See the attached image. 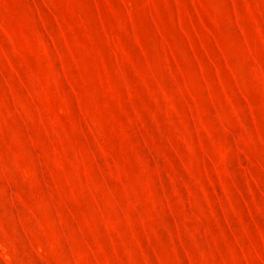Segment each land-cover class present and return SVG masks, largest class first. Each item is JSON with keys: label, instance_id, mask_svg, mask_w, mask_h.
<instances>
[{"label": "rangeland", "instance_id": "rangeland-1", "mask_svg": "<svg viewBox=\"0 0 264 264\" xmlns=\"http://www.w3.org/2000/svg\"><path fill=\"white\" fill-rule=\"evenodd\" d=\"M0 264H264V0H0Z\"/></svg>", "mask_w": 264, "mask_h": 264}]
</instances>
